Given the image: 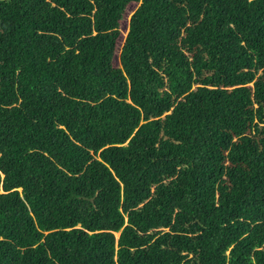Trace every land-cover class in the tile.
<instances>
[{
    "label": "trees",
    "instance_id": "obj_1",
    "mask_svg": "<svg viewBox=\"0 0 264 264\" xmlns=\"http://www.w3.org/2000/svg\"><path fill=\"white\" fill-rule=\"evenodd\" d=\"M0 264H264V0H0Z\"/></svg>",
    "mask_w": 264,
    "mask_h": 264
},
{
    "label": "rangeland",
    "instance_id": "obj_2",
    "mask_svg": "<svg viewBox=\"0 0 264 264\" xmlns=\"http://www.w3.org/2000/svg\"><path fill=\"white\" fill-rule=\"evenodd\" d=\"M138 5H129L128 7H127V9H126V16L123 18V20L121 21V23H120V28L121 29H123L124 28V25L125 24H127L128 23V21H129V18H130V16H131V14H132V12L130 11L131 9H135L136 7H137ZM129 12V13H128ZM124 36L126 35V31H124V34H123ZM119 55V52H117V55L116 56H118ZM116 57H115V60H114V62H116ZM118 236V234H116V237Z\"/></svg>",
    "mask_w": 264,
    "mask_h": 264
}]
</instances>
